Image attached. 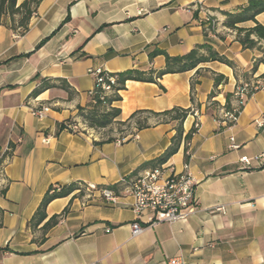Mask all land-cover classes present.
<instances>
[{
	"label": "crops",
	"instance_id": "crops-1",
	"mask_svg": "<svg viewBox=\"0 0 264 264\" xmlns=\"http://www.w3.org/2000/svg\"><path fill=\"white\" fill-rule=\"evenodd\" d=\"M247 1L42 0L23 34L0 24V264H166L174 257L186 264H264V162L255 159L264 155V41L259 49H244L235 32L223 26L224 13ZM208 17L214 31L204 35ZM255 19L264 26V12ZM198 44L233 61L235 71L212 61L164 74L158 83L128 80L119 91L121 100L112 103L121 120L136 110L193 108L197 116H186L183 135L195 118L199 122L187 160L193 213L184 221L157 224L147 223L145 214L138 221L142 231L131 236L133 198L122 180L151 169L143 165L170 146L175 123L151 117L150 127L127 139L99 142L105 129L85 127L77 116L94 86L88 70H159L165 60L162 55L149 59L154 47L177 56ZM243 73L260 87L228 124L222 117L225 96L231 95L232 108L237 105L233 93ZM214 75L226 81L214 87ZM40 78L63 79L68 91L52 87L32 97ZM41 107L49 110L38 119L32 110ZM68 119L81 126L79 132L60 128ZM244 155L249 164L240 161ZM184 160L182 141L162 165L180 172ZM71 182L117 184L115 198L108 201L97 191L56 198L32 230L28 223L47 188ZM53 215L59 216L57 224L38 242L41 225Z\"/></svg>",
	"mask_w": 264,
	"mask_h": 264
},
{
	"label": "trees",
	"instance_id": "trees-1",
	"mask_svg": "<svg viewBox=\"0 0 264 264\" xmlns=\"http://www.w3.org/2000/svg\"><path fill=\"white\" fill-rule=\"evenodd\" d=\"M17 0H0V24L6 25L10 30L18 32V34H23L28 29V23L30 17L36 11L37 6L42 0H23L19 5H16ZM264 12V0H248L247 3L239 7L234 12H225V20L223 21V26L235 32L237 41L241 44L244 49H259L258 43L264 41V26L258 23L255 19L256 15ZM8 19L6 23L4 20ZM252 21L253 26L245 28L238 26L239 24ZM215 22L213 18H209V22L206 26L203 25L204 35H207L208 31H214ZM45 38L36 44L35 48L39 47ZM157 55H162L165 60V66L162 69L156 70L153 67H149L145 70L131 69L123 72L108 73L109 76L114 78V84H111L112 93L109 95H104L102 99L100 98L103 94L100 87H95L94 94L90 97V102L87 107H77V116L80 118L85 127L90 129H110L120 131V126H127L131 128L130 134L125 138L131 137L137 131L150 127L148 120L151 117L158 118L161 123L164 122H174L175 123V135L172 137L170 146L157 158L146 162L143 166H150L151 168L158 167L165 163L174 153L177 152L180 143L182 141H189L194 133L191 128L186 134L183 135L182 132V122L188 114H190L193 108H180L173 107L169 110L162 112H153L148 110H136L127 119H119L120 109L113 107L112 103L121 100L119 91L125 89V83L128 80L141 81V82H152L158 83L159 79L168 73H180L195 69L199 64L217 61L223 63L234 71L236 65L233 61L226 58L224 55L216 52L212 47L206 44L195 45L189 52L183 55L170 56L165 51L154 47L149 51V59H153ZM256 66L253 65L251 72H254ZM198 74V70H196ZM236 77V74L234 72ZM35 78H38L36 76ZM242 78L244 81H248L247 74L243 73ZM226 78L222 75H214V87L221 82H225ZM58 83L57 85L55 83ZM198 83L197 79H192L190 83L191 88V101L193 103V89L194 85ZM52 87H60L68 91V86L63 79H52V78H40L39 85L31 92L30 96L35 97L42 91L50 89ZM94 87V86H93ZM69 94V92H68ZM215 95V91H212L208 99L210 100ZM230 94H226V103L223 110H231L230 105ZM70 97V94L69 96ZM209 106H216V103L209 101ZM76 124L72 119L66 120L61 124V129H67L72 132H79L80 130L73 131L67 127L68 124ZM229 124V123H228ZM114 126H116L114 128ZM110 135L103 138V141H112L115 137ZM187 159V157H184ZM129 178H124L122 182L127 181ZM88 189V190H87ZM102 189H108L111 191H116L117 184L114 185H87L82 182H71L69 184H51L45 191L38 207L36 208L34 214L32 215L29 226L33 230L39 224H41L46 219V206L48 203L56 198L66 197L73 193L72 197H82L86 191L91 194L93 191L100 192ZM58 215H53L49 217L40 227L42 235L38 242H43L47 231L57 224Z\"/></svg>",
	"mask_w": 264,
	"mask_h": 264
},
{
	"label": "built area",
	"instance_id": "built-area-1",
	"mask_svg": "<svg viewBox=\"0 0 264 264\" xmlns=\"http://www.w3.org/2000/svg\"><path fill=\"white\" fill-rule=\"evenodd\" d=\"M205 21L208 23L209 17L206 18ZM88 73L94 78V87L89 90V97L94 94L95 87H100L103 94L100 97L101 99L104 95L112 93L111 84H114L115 80L112 76H109L108 72L96 68L89 69ZM259 87V82L252 83L242 80L237 84L233 93L237 100V105L231 110L222 111L223 121L227 123L234 122L244 100ZM48 110V107L35 108L32 110V114L36 118L41 119ZM191 113L197 116V111L195 109H193ZM198 126L199 122L195 118L192 125L194 133ZM67 127L73 131L81 129V126L78 124L71 123L68 124ZM183 143L184 157H187V159L184 160L182 171L175 172L174 170H169V168L160 165L148 169L126 181L128 192L133 198L132 212L135 216V221L130 225L131 236H136L142 231V227L138 221L141 220L145 214H148L146 218L147 223L157 224L160 222L184 221L193 213L196 200L194 197V183L188 171L187 162L190 140L183 141ZM231 147L234 146L232 145ZM255 159L264 162V155H258ZM240 161L249 164L250 158L244 155L240 157ZM99 193L108 201H113L115 198L114 193L108 189H102ZM221 209V207L215 208V210ZM166 264H186V262L181 258L174 257L169 258Z\"/></svg>",
	"mask_w": 264,
	"mask_h": 264
},
{
	"label": "rangeland",
	"instance_id": "rangeland-1",
	"mask_svg": "<svg viewBox=\"0 0 264 264\" xmlns=\"http://www.w3.org/2000/svg\"><path fill=\"white\" fill-rule=\"evenodd\" d=\"M116 126H114L115 128ZM119 128L120 131H113L114 137L116 139H125L128 134H130V132L132 131L130 127L127 126H120V127H116ZM111 130L110 129H105L104 131H102V137L106 138L107 136L110 135ZM86 193L88 194L89 192L86 191Z\"/></svg>",
	"mask_w": 264,
	"mask_h": 264
}]
</instances>
